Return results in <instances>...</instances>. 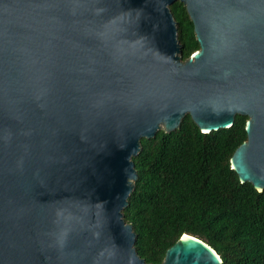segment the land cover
<instances>
[{
  "label": "water",
  "instance_id": "95a60500",
  "mask_svg": "<svg viewBox=\"0 0 264 264\" xmlns=\"http://www.w3.org/2000/svg\"><path fill=\"white\" fill-rule=\"evenodd\" d=\"M186 115L246 116L230 165L264 189V0H0V264H153L122 214L132 158ZM221 263L182 233L160 264Z\"/></svg>",
  "mask_w": 264,
  "mask_h": 264
},
{
  "label": "trees",
  "instance_id": "16d2710c",
  "mask_svg": "<svg viewBox=\"0 0 264 264\" xmlns=\"http://www.w3.org/2000/svg\"><path fill=\"white\" fill-rule=\"evenodd\" d=\"M182 59L198 49L180 1L170 5ZM246 116L227 128L202 132L186 115L180 128L141 140L134 156V188L122 214L136 233L135 249L160 264L182 233L209 244L221 264H264V189L240 182L230 156L246 139Z\"/></svg>",
  "mask_w": 264,
  "mask_h": 264
},
{
  "label": "flooded vegetation",
  "instance_id": "af4514ba",
  "mask_svg": "<svg viewBox=\"0 0 264 264\" xmlns=\"http://www.w3.org/2000/svg\"><path fill=\"white\" fill-rule=\"evenodd\" d=\"M171 5V4H170ZM170 5H169V7H170Z\"/></svg>",
  "mask_w": 264,
  "mask_h": 264
}]
</instances>
